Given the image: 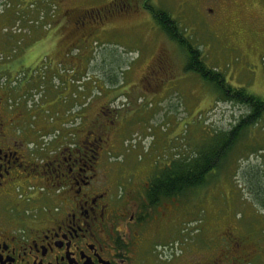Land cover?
Segmentation results:
<instances>
[{
    "label": "rangeland",
    "instance_id": "374dc122",
    "mask_svg": "<svg viewBox=\"0 0 264 264\" xmlns=\"http://www.w3.org/2000/svg\"><path fill=\"white\" fill-rule=\"evenodd\" d=\"M19 2L0 0V18L11 17L0 22V69L10 65L3 62L5 55L17 53L23 58L18 66L34 67V73L39 69L37 74L43 75L38 87L49 97L45 101L62 99L58 91L72 95L63 102L61 115L74 117L78 105L72 106L71 101L82 94L88 126L98 118L114 119L117 131L109 140L113 152L109 158L113 170L119 165L128 168L126 177L132 176L129 171L134 166L148 169L184 154L194 156L200 144L211 146L216 133L230 131L251 113L249 106L220 98L213 85L195 71L185 70L183 46L152 17L113 12L112 5L121 0H24L22 9L16 8ZM154 3L181 25L180 31L201 49L209 67L223 73L233 87L264 99L263 15L247 10L240 31L226 34L222 25L212 27L202 21V13L188 4L194 0ZM81 11L85 21L79 26L86 40L77 42L79 30L73 21ZM12 20L13 29L8 25ZM16 35L20 41L13 43ZM226 155L225 166L212 171L205 185L184 192L157 211L166 212L169 220L162 238L167 240L171 233L168 247L161 248L164 258L178 252L180 240L188 239L197 252L206 249L208 255L220 257V247H225L223 231L231 230L228 225L234 226L233 237H248L264 253V116L241 134ZM143 176L138 173L133 180L142 182Z\"/></svg>",
    "mask_w": 264,
    "mask_h": 264
},
{
    "label": "flooded vegetation",
    "instance_id": "af4514ba",
    "mask_svg": "<svg viewBox=\"0 0 264 264\" xmlns=\"http://www.w3.org/2000/svg\"><path fill=\"white\" fill-rule=\"evenodd\" d=\"M194 2L188 4L202 13V21L212 27L222 25L226 34L240 31L241 17L251 10L264 18V0ZM23 3L20 0L16 8L22 9ZM120 4L112 5V11L142 13L158 24L156 11L162 9L154 0ZM83 12L76 13L73 21L79 30L77 42L86 40L79 26L85 21ZM14 20L8 22L11 29L16 27ZM22 61L17 53H9L3 62L10 65L0 69V264H264L259 244L245 236L233 237V225L227 226L229 232L223 231L220 257L208 255L206 249L197 252L188 239L180 240L178 252L165 259L161 248L168 247L171 233L169 240L162 238L167 216L157 211L179 196L159 192L155 180L160 175L154 172L162 167L134 166L127 177V167L113 170L109 140L117 131L114 119L98 118L88 126L82 94L71 99L72 106L78 105L74 117L61 115L63 102L72 95L58 91L62 99L45 101L49 97L34 78L38 70L18 66ZM62 65L79 75L75 67ZM39 95L42 99L37 101ZM141 172L143 181L133 180ZM151 226L156 230L149 231Z\"/></svg>",
    "mask_w": 264,
    "mask_h": 264
},
{
    "label": "trees",
    "instance_id": "16d2710c",
    "mask_svg": "<svg viewBox=\"0 0 264 264\" xmlns=\"http://www.w3.org/2000/svg\"><path fill=\"white\" fill-rule=\"evenodd\" d=\"M156 12L158 24L167 36L183 46L186 51L185 70L198 73L204 81L213 85L215 92L220 98L242 103L251 108V113L247 117H243L230 131L216 133L214 135L216 139L211 146L207 147L204 144H200L198 152L194 156L185 157L184 154L181 158H172L167 163L151 164L162 167L161 170L158 169L154 172L155 176L157 174L160 175L157 178L155 177L156 180L154 179L155 183L159 185V192L167 197L180 196L184 192L197 190L202 187L206 184L212 171H218L225 166L228 149H231L232 145L239 141L241 134L243 136L247 128L249 129L258 119L264 116V99L249 93L245 88L233 87L228 83L223 73L218 72L205 63L201 49L184 37V30L180 31L179 23L168 12L164 10ZM6 19H11V17H1V24ZM39 76L40 74H36L34 77L37 79L36 85L38 86L42 84V79H44L43 75Z\"/></svg>",
    "mask_w": 264,
    "mask_h": 264
}]
</instances>
